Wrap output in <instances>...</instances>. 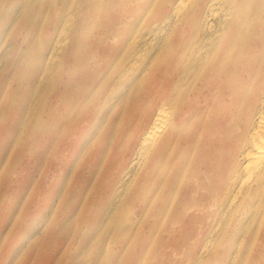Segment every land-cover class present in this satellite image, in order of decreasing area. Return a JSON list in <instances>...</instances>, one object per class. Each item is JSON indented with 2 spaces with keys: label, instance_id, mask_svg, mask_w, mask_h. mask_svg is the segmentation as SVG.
<instances>
[{
  "label": "rangeland",
  "instance_id": "1",
  "mask_svg": "<svg viewBox=\"0 0 264 264\" xmlns=\"http://www.w3.org/2000/svg\"><path fill=\"white\" fill-rule=\"evenodd\" d=\"M175 1L0 0V264H264V213L241 228L257 208L245 199L247 188L233 204L208 196L221 184L232 194L245 177L237 169L217 180L205 169L225 159L244 102L236 101L220 127L217 98L203 93L207 110L195 147L179 153L187 162L178 166L182 182L171 188L172 199L145 184L148 156L125 175L155 100L168 95L156 84L166 48L200 39L204 9L191 23L195 0L180 8ZM215 1L211 25L219 36L245 40V55L249 37L264 36V0ZM63 57L85 59L78 77L107 66L118 83L98 88L107 100L83 102L59 119ZM168 102L179 110L177 99ZM85 108L88 116L68 126ZM122 186L128 190L120 196Z\"/></svg>",
  "mask_w": 264,
  "mask_h": 264
},
{
  "label": "bare ground",
  "instance_id": "2",
  "mask_svg": "<svg viewBox=\"0 0 264 264\" xmlns=\"http://www.w3.org/2000/svg\"><path fill=\"white\" fill-rule=\"evenodd\" d=\"M189 2L190 0H176L175 8L185 6ZM215 4V0H209L205 4L200 0H195L191 12L188 13L191 18L188 19L191 23H198L204 9V14L201 15L202 25L200 28L197 27L198 32L201 33L200 39L183 38L166 48L168 54L159 63L156 84L157 89L162 91L161 94L167 93L168 95L164 99L155 100L154 104L157 108L154 115L148 123L146 121L140 136L137 132L139 139L125 175L131 171L130 169L139 165L141 158L148 156L149 161L145 168L148 176L144 180L145 184L148 186L154 184L156 188H162L164 198L172 199L171 188L173 189L182 182V173L178 166L187 162V159L182 158L179 153L190 152V149L195 147V133L200 128L203 113L207 110L204 105L207 102L202 101L206 98V94L212 95V101L217 98L214 104L220 112L218 123L220 127L228 117L233 115L232 106L236 101H242L244 108L239 110L240 126L236 124L240 127V131L230 145L223 149L226 153L225 159L220 162H211L205 165V169L219 175L216 176L217 180L221 175L235 173L237 169L244 172V179L232 194L228 189L223 193V184H221V188L214 186L208 192V196L215 198L219 194L220 200L227 201L228 198L233 204L234 201L243 200V193L247 188L245 199L253 204V208L255 206L257 208L251 211L247 222L241 223V228L245 230L251 222H254L255 215L258 214L260 217L261 213H264V69L257 68V66L264 65V52L254 56L253 51L258 46L264 47V36L253 39V41L249 37L250 41L246 46L248 52L243 55L239 48H241L240 43L245 40L232 35L230 37L219 36V30L211 25L208 17L212 15ZM231 31L234 32L235 29L231 30V27L227 26L226 32L231 33ZM114 56L115 54L112 58ZM169 56L172 59L165 61ZM66 59L65 57L61 59L58 73V82L61 86L59 97L63 104V110H57L59 119L66 117L67 113L75 112L83 102L86 105V103L96 102L102 98L107 100L102 90L98 88L112 89V86L118 83L117 80L110 81L112 78L110 75L116 70L110 71L106 69L107 66L101 70H94L85 77H78L76 71L81 63H85V59L77 57L71 61H66ZM253 63L256 65L255 68H253ZM183 79L185 80L182 84L184 87L178 95L170 94L176 86L181 85ZM46 82L47 86L50 85L48 88H51L49 78ZM244 87H250V91L243 92ZM205 92L206 94H203ZM172 99H177L180 103L179 110L174 111L168 107L171 105L168 101ZM46 107L49 110V107ZM82 110L83 113L79 110L78 115L73 114V117L66 119L68 126L88 116V110L86 108ZM50 113L47 112L45 122L48 135L53 128H51ZM137 118L139 122V115ZM121 184L124 185L125 182L121 181ZM121 188L125 189L121 191L120 196L126 194L128 190V187L122 186ZM188 193L189 191L183 192L184 195ZM203 251L204 248L201 252Z\"/></svg>",
  "mask_w": 264,
  "mask_h": 264
}]
</instances>
